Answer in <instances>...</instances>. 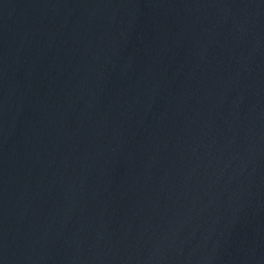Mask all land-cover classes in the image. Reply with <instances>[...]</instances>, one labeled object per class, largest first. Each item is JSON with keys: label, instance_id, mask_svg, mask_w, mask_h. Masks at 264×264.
I'll return each instance as SVG.
<instances>
[{"label": "water", "instance_id": "obj_1", "mask_svg": "<svg viewBox=\"0 0 264 264\" xmlns=\"http://www.w3.org/2000/svg\"><path fill=\"white\" fill-rule=\"evenodd\" d=\"M0 264H264V0H0Z\"/></svg>", "mask_w": 264, "mask_h": 264}]
</instances>
